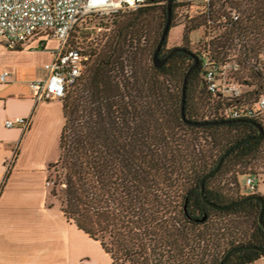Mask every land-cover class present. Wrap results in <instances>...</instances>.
<instances>
[{"label": "trees", "instance_id": "1", "mask_svg": "<svg viewBox=\"0 0 264 264\" xmlns=\"http://www.w3.org/2000/svg\"><path fill=\"white\" fill-rule=\"evenodd\" d=\"M167 1L147 0L110 19H83L69 39L87 60L60 98L64 124L47 181L67 220L99 242L112 264H218L232 248L264 246L258 201L221 211L200 190L201 177L229 147L257 135L243 121L264 131V122L219 114L223 106L250 107L264 93V0H209L202 11L197 0L172 4L170 29L179 25L175 10L184 8L189 14L180 23V47L199 61L187 81L185 118L241 121L206 126L181 119L182 80L192 57L177 52L160 68L152 63ZM194 32L202 34L197 49L188 46ZM166 43L167 38L160 59L171 50ZM205 60L225 67L242 90L239 98L212 99L204 83ZM250 174L264 175V136L226 156L205 181L206 199L219 206L243 199L238 177ZM227 186L237 194L227 196ZM263 256L238 250L224 264H255Z\"/></svg>", "mask_w": 264, "mask_h": 264}, {"label": "crops", "instance_id": "2", "mask_svg": "<svg viewBox=\"0 0 264 264\" xmlns=\"http://www.w3.org/2000/svg\"><path fill=\"white\" fill-rule=\"evenodd\" d=\"M36 46L17 50L0 43V75L9 73L0 82V264H112L100 243L68 221L50 196L48 166L58 159L64 118L60 99L37 103L30 90L31 82L46 77L56 42L48 49ZM37 51L47 55L40 63L16 65L6 58ZM15 117L31 118L27 131L4 127Z\"/></svg>", "mask_w": 264, "mask_h": 264}, {"label": "built area", "instance_id": "3", "mask_svg": "<svg viewBox=\"0 0 264 264\" xmlns=\"http://www.w3.org/2000/svg\"><path fill=\"white\" fill-rule=\"evenodd\" d=\"M147 0H0V43L7 49L21 48L36 42V48L48 49L50 42H56L51 49L53 59L45 65L47 75L43 80L30 83L29 87L37 103L60 99L65 89L76 83L84 68L87 57L79 48L69 46L74 29L83 19L112 18L123 11L135 10ZM209 0H205L208 2ZM204 83L213 100L226 101L239 98L242 90L225 71L205 60ZM8 72L3 71L0 82L4 83ZM225 119L249 118L264 122V93L250 107H224L219 110ZM31 118L6 119L4 127H20L28 130ZM259 174L246 176L245 194L257 193ZM50 186V182L47 181ZM264 264V256L259 260Z\"/></svg>", "mask_w": 264, "mask_h": 264}, {"label": "water", "instance_id": "4", "mask_svg": "<svg viewBox=\"0 0 264 264\" xmlns=\"http://www.w3.org/2000/svg\"><path fill=\"white\" fill-rule=\"evenodd\" d=\"M174 0H168L167 1V19L165 22V25L162 29L159 41L156 44V47L154 49L153 55H152V63L153 66L155 68H160L173 54L177 53V52H184L187 53L188 55H190L193 59V64L188 67V69L186 70L184 76H183V80H182V87H181V106H180V114H181V119L188 125H192V126H206V125H214V124H220V123H230V122H241V121H233V120H224V121H215V122H193V121H189L185 118V95H186V87H187V81H188V77L190 75V73L195 70L199 64L198 58L196 56H194L192 53H190L189 51L181 48V47H175L173 49H171L169 51V53L162 59L159 58V52L164 44V42L166 41V38L169 34L170 31V25H171V17H172V4H173ZM246 123L251 124L252 126H254L257 130V135L254 137H249V138H245L237 143H235L234 145H232L231 147H229L220 157L218 163L216 164L215 168L211 171H209L208 173H206L205 175H203L201 177L200 180V190H201V196L202 199L212 208L216 209V210H221V211H225L230 209L231 207H234L240 203H243L245 201H250V200H255L258 201L260 203V212H259V216H258V222L259 225L261 226V228L264 231V222H263V216H264V197L260 194H253V195H248L245 196L243 199H240L238 201L232 202L228 205L225 206H219L216 204H213L211 202H209L204 194V189H205V181L207 178H209L210 176L214 175L221 167L224 159L226 158V156L238 145H240L242 142L246 141V140H259L262 139L264 136V131L262 129V127L252 121H243ZM245 249H255L259 252H264V246L263 247H254V246H241V247H237V248H232L230 250H228L223 257L220 259L218 264H224V262L228 259V257L234 253L235 251L238 250H245Z\"/></svg>", "mask_w": 264, "mask_h": 264}, {"label": "rangeland", "instance_id": "5", "mask_svg": "<svg viewBox=\"0 0 264 264\" xmlns=\"http://www.w3.org/2000/svg\"><path fill=\"white\" fill-rule=\"evenodd\" d=\"M184 3H189L190 0H184ZM205 3V0H197L198 4V10L202 11L203 10V5ZM195 6V5H194ZM131 11H123V12H119V14H128ZM185 14H189L188 12L185 11V9H176L175 10V20L177 23H179V25L177 27H174L172 29H170L169 31V35L167 36V43H166V49H172L174 47H180L182 45V29H183V25H180L181 22H184V16ZM162 28L159 30L158 35H156V42L158 41L159 37H160V33L162 31ZM100 31H98L96 29V33H98ZM102 32V30H101ZM201 32L198 34V32H194L192 33V35L189 36V40L190 43H188V46L191 49H197V44L201 39ZM149 39H153L154 38V34L149 35ZM156 46V44H155ZM18 55V54H17ZM40 56L42 58H40ZM47 55L40 53V51H37V54L35 55H27V54H21L19 56H16V54H9L6 58L8 59L9 62L11 63H15L16 65H29V64H33V63H40L42 59L46 58ZM5 59V57H2ZM151 58V57H150ZM151 60V59H150ZM2 63V62H0ZM253 171L256 173H262V168L260 167V165H254L253 167ZM229 178V176H227V179ZM245 179H246V175L243 176H239L238 177V183L240 186V191H241V195H245L243 193H246V190L244 189V185H245ZM52 184V183H51ZM51 188V185H50ZM257 189L259 190L260 194L264 197V175H260V179H259V183L257 186ZM227 196H235V194H237V191L232 188L231 186H227L225 188V192H224ZM246 196V195H245ZM257 264H260V262H258Z\"/></svg>", "mask_w": 264, "mask_h": 264}]
</instances>
